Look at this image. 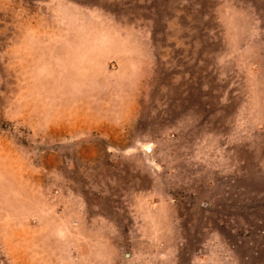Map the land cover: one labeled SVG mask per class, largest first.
Masks as SVG:
<instances>
[{"label": "rangeland", "instance_id": "374dc122", "mask_svg": "<svg viewBox=\"0 0 264 264\" xmlns=\"http://www.w3.org/2000/svg\"><path fill=\"white\" fill-rule=\"evenodd\" d=\"M0 264H264V0H0Z\"/></svg>", "mask_w": 264, "mask_h": 264}]
</instances>
